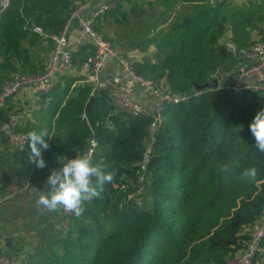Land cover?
<instances>
[{
  "label": "trees",
  "instance_id": "1",
  "mask_svg": "<svg viewBox=\"0 0 264 264\" xmlns=\"http://www.w3.org/2000/svg\"><path fill=\"white\" fill-rule=\"evenodd\" d=\"M78 1L9 0L0 13V88L14 75L45 71L53 44L31 29L58 34ZM182 1L188 5L187 13L150 39L155 48L152 63L148 59L133 63L137 74L170 95H188L161 113L146 164L143 204L133 205L126 195L140 176L138 164L153 117L111 111L109 95L98 93L85 121L82 114L90 89L76 73L65 76V84L37 109L38 121L28 123L30 132H47L50 145L42 153L45 169L31 163L30 188L35 194L44 191L50 171L65 163L61 157L81 154L90 137L98 145L92 163L112 165L116 176L99 198L84 204V213L73 217L65 236L55 230L51 219L58 211L48 212L50 229L41 231L52 254L41 259L45 248L41 242V249L34 247L35 258L30 255L29 261L20 264H225L243 249L248 239L243 230L264 216V153L255 147L249 127L264 108L263 95H230L214 89L192 95L193 83L236 70L237 60L219 41L229 27L235 43L253 45L249 33L259 27L258 19L264 22V6L252 2L235 6L228 0ZM120 8L118 4L98 22L102 25ZM255 13L259 18L253 20ZM185 16L191 23L180 29L177 24ZM87 54L86 49L76 51L74 61H83ZM12 106L5 105L3 110H15ZM20 154L31 155L29 144ZM224 165L227 173L220 171ZM249 167L257 168V181H238ZM7 182L0 179V191ZM124 184L125 192L119 190ZM253 264H264V252Z\"/></svg>",
  "mask_w": 264,
  "mask_h": 264
},
{
  "label": "built area",
  "instance_id": "2",
  "mask_svg": "<svg viewBox=\"0 0 264 264\" xmlns=\"http://www.w3.org/2000/svg\"><path fill=\"white\" fill-rule=\"evenodd\" d=\"M121 0H79L71 10L68 19L58 34L49 35L38 27L32 31L44 39L52 41V50L49 54L46 69L39 75H14L5 81L0 88V150L9 147L16 153H22L28 146L29 126L33 116V106L42 101V97L50 94L62 81V78L79 73L85 85L90 89V97L98 93H107L110 104L116 113L130 116H152L149 125L148 138L142 159L139 162L140 176L136 179L133 188L127 193V198L133 205L140 207L143 204L145 192L146 164L152 152L154 133L161 120V113L167 105L178 103L186 99V95H170L163 88L152 84L134 70L133 55L113 46L97 30L98 19L108 11L116 9ZM231 3L252 2L264 6V0H228ZM9 6V0H0V13ZM219 44L222 45L237 60V68L232 73L215 74L212 79L217 80V88L230 95L260 94L264 96V37H255V42L249 47H241L229 35L224 36ZM86 49L87 56L81 62L74 61L75 52ZM113 64L112 72L103 75L106 69ZM203 65V63H202ZM78 69V71H77ZM232 75L231 79L229 77ZM229 79L227 83H224ZM209 80V81H211ZM140 87L150 94L156 101V107L151 110L136 95L135 88ZM192 90V95L199 96L203 92L211 91ZM33 98L30 109L17 108L8 113L3 110L7 102L14 99ZM27 102L22 103V105ZM82 119L88 120V115L82 114ZM97 141L90 137L81 154L74 156L63 155L61 160L66 163L65 157L73 159L76 156L87 155L91 160L97 151ZM46 180L43 182L44 188ZM119 190L126 191L127 185H121ZM55 219L56 230L66 234L72 225L73 213L63 209L58 211ZM247 241L241 251L229 257L225 264H253L258 255L264 252V216L254 225L243 230ZM0 264H17L7 255L0 254ZM214 264V263H210Z\"/></svg>",
  "mask_w": 264,
  "mask_h": 264
},
{
  "label": "rangeland",
  "instance_id": "3",
  "mask_svg": "<svg viewBox=\"0 0 264 264\" xmlns=\"http://www.w3.org/2000/svg\"><path fill=\"white\" fill-rule=\"evenodd\" d=\"M174 1L121 0L119 11L104 22L102 21V25L100 20L98 28L100 25V28H103L101 33L104 37L113 46L133 55L135 61L143 63L148 59V62L152 63L150 56L155 52V48L150 39L160 29H167L170 23L187 13L188 5H181V2ZM132 8H134L133 11ZM47 59L48 55L46 56ZM76 74L79 76V73ZM146 80L155 84L151 79ZM65 82V79H62L56 88L62 87ZM49 96L50 94L46 95L42 102L33 106L32 112L35 113V116H32L31 121L37 120V109L46 103ZM21 99L23 102L25 101L23 98ZM33 100L32 97L29 99L31 104H33ZM262 102L261 99L259 103ZM49 125L50 123H44L45 127ZM6 149L9 152L0 155V179L6 178L8 180L4 191H0V250L3 255L6 254L17 264H20V261L22 263L29 261L30 255L37 254L34 247L41 249V242H44L43 247L45 246V248L41 249L39 255L43 259L46 254L49 256L52 254L51 250L46 247L49 240L44 237L41 231L44 227L50 229V221L46 219L48 211L38 207L37 200L40 193L35 194L30 188L28 175L31 162L29 158L17 154L14 149L9 147ZM0 185L2 184L0 183ZM143 185L146 186L144 181ZM51 219L55 220L56 218L52 217ZM54 226L56 230V223ZM58 230L56 231L60 232ZM51 232L55 233L52 229ZM62 235L65 236L66 234ZM52 250L56 251V247Z\"/></svg>",
  "mask_w": 264,
  "mask_h": 264
},
{
  "label": "clouds",
  "instance_id": "4",
  "mask_svg": "<svg viewBox=\"0 0 264 264\" xmlns=\"http://www.w3.org/2000/svg\"><path fill=\"white\" fill-rule=\"evenodd\" d=\"M250 132L255 140V147L264 153V108L260 109L250 124ZM47 132H30L28 144L31 149L29 160L37 169H45L46 161L43 151L49 150L46 142ZM66 163L59 169H52L46 179L48 191H41L37 200L38 207L48 212H56L63 209L81 216L84 204L94 198H99L106 184L112 183L116 176V169L108 164H93L87 156H76L73 159L65 157ZM111 168L112 170H108ZM228 166L224 165L220 171L227 173ZM258 170L256 167L246 168L238 181L256 182Z\"/></svg>",
  "mask_w": 264,
  "mask_h": 264
},
{
  "label": "crops",
  "instance_id": "5",
  "mask_svg": "<svg viewBox=\"0 0 264 264\" xmlns=\"http://www.w3.org/2000/svg\"><path fill=\"white\" fill-rule=\"evenodd\" d=\"M175 1H177L178 3L179 2H181L180 4L182 5V4H184L183 3V1L182 0H175ZM174 1V2H175ZM233 5H235V6H242V3L240 4V3H232ZM260 14V13H259ZM258 16V14L257 13H255V16L253 17V20H256L257 18H259V17H257ZM259 27V29L257 28V30H253V31H251L250 33H249V36H250V41H255V37H258V36H264V22H260L259 21V19H258V24H257ZM263 31V32H262ZM259 32H262V33H260L259 34ZM226 35H229L230 37H231V30H230V28L228 27L227 28V32H226ZM225 35V36H226ZM232 39V38H231ZM118 48V47H117ZM112 69H113V64H111L107 69H106V71L103 73V75H108L110 72H112ZM78 76V75H77ZM227 81V79L224 81V83ZM229 81V80H228ZM227 83V82H226ZM161 84H164L163 83V81H162V83ZM135 93H136V95L144 102V104L147 106V107H149L151 110H154V108L156 107V104H157V101L150 95V94H147V93H145L140 87H136L135 88ZM24 102H27V104H25V105H22V103H24ZM22 101V100H20V99H14V100H12V101H10V102H7L6 103V106H9V105H13L12 106V108H14L15 110L17 109V108H23L24 107V109H30L31 108V103H30V101H29V99H25V101ZM8 113V112H7ZM7 149H3V150H1L0 151V155L2 154V153H7V152H9V151H6ZM18 154V153H17ZM29 156H31V155H29ZM28 156V157H29ZM30 168H31V165H30ZM29 172H30V170H29ZM28 177H29V175H28ZM29 179V178H28ZM11 180V179H10ZM26 181H27V179H26ZM45 191V190H44ZM59 214V213H58ZM1 242V241H0ZM9 242V241H8ZM11 242V241H10ZM7 245L9 246V243H7ZM10 247V246H9Z\"/></svg>",
  "mask_w": 264,
  "mask_h": 264
},
{
  "label": "water",
  "instance_id": "6",
  "mask_svg": "<svg viewBox=\"0 0 264 264\" xmlns=\"http://www.w3.org/2000/svg\"><path fill=\"white\" fill-rule=\"evenodd\" d=\"M191 23V18L189 16H185L181 19V21L177 24V27L180 28V29H185L187 28ZM78 71V69H77ZM232 75L229 77V79H231ZM226 82H228V80ZM225 82V83H226ZM193 90L194 91H201V90H204V89H215L217 88V80L216 79H212L211 81H207L205 83H201V84H198V83H193ZM188 97V95H186V98ZM95 101V98L94 97H90L89 98V101L87 102V105L85 107V113L88 115L89 111H90V108L93 104V102ZM111 111L113 110V107L111 106L110 107ZM50 189V186H46L45 187V191H48Z\"/></svg>",
  "mask_w": 264,
  "mask_h": 264
}]
</instances>
